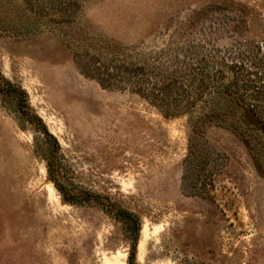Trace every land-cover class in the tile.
<instances>
[{
	"label": "rangeland",
	"instance_id": "1",
	"mask_svg": "<svg viewBox=\"0 0 264 264\" xmlns=\"http://www.w3.org/2000/svg\"><path fill=\"white\" fill-rule=\"evenodd\" d=\"M49 1L0 0V72L59 140L63 182L140 217L137 264H264L262 129L247 110L237 126L211 123V72L243 58L264 69V0H80L77 28L49 23L64 16ZM22 23L32 29L2 30ZM77 29L97 45L74 40ZM76 55L108 65L116 86L83 74ZM193 136L208 156L205 196L183 179ZM41 139L0 96V264H127L124 224L98 203L64 201Z\"/></svg>",
	"mask_w": 264,
	"mask_h": 264
},
{
	"label": "trees",
	"instance_id": "2",
	"mask_svg": "<svg viewBox=\"0 0 264 264\" xmlns=\"http://www.w3.org/2000/svg\"><path fill=\"white\" fill-rule=\"evenodd\" d=\"M28 2V0H25ZM80 0H50V8L56 9L58 14L64 15L62 19L50 18L48 21L54 25H69L72 28V25L75 26V10L80 11ZM30 11H33L31 8ZM35 12V11H33ZM48 15V14H40ZM9 25L2 28V30H13L16 34H22L26 31H30L32 28L27 24ZM77 28V26H75ZM78 30V29H77ZM78 36H74V40L80 42L85 41L88 45L92 44L97 45L91 38L84 34V31L81 32ZM68 36V34H66ZM66 37V36H65ZM68 41V40H67ZM69 43L71 44L70 40ZM95 43V44H94ZM109 46V45H107ZM105 46L101 45L100 50H103ZM108 54H101V56H107ZM113 55H115L113 53ZM112 56V54H111ZM77 59V66L79 70L88 77L95 79L100 85L104 88H114L115 80L117 77H120L119 74L112 73L109 71L108 65L97 66L95 62L85 63L80 60L79 55L75 56ZM244 58L240 61V64L231 63L227 64L230 72H211V95L217 98L219 103H213L211 107V123H214L218 126H237L238 123L235 116L237 113L242 111H249L253 113L257 121L260 124L262 129V134L264 136V69L262 72H252L246 68V63H244ZM92 62V61H91ZM259 66H264V58H260ZM111 67V65H110ZM104 68V69H103ZM113 68V67H112ZM103 69V70H102ZM125 73L129 77L134 75V71L130 68H125ZM228 73V74H227ZM173 76H165L164 82L165 87L171 86L170 84L177 80L176 73L173 72ZM167 88H165L166 90ZM137 93L142 94L146 98L150 94H146L141 89L136 91ZM164 93V91H163ZM167 95H170L169 91H166ZM153 95V94H151ZM0 96L8 101H11L12 105L15 106L16 112L19 114L20 118L32 125L40 132L42 139L39 143V152L42 158L46 162L47 175L48 178L53 182L56 189L61 193L64 201L74 203V204H84L95 202L98 203L102 208L110 214H113L115 218L120 220L125 227L127 236L130 243V250L128 255L127 264H137V248L140 239L141 232V219L140 217L121 206L118 202L111 200L109 196H104L100 193L87 190L85 188H72L67 186L63 182V177L65 174V157L61 150V145L57 137L49 130L46 123L42 117L34 110L32 107L29 95L26 89L10 79L0 72ZM156 99L157 97L154 96ZM163 114L168 117H173L172 110L164 109L162 110ZM235 123V124H234ZM249 139H254L252 135L248 136ZM203 142L201 139H197L196 136L191 138L190 150L188 155L185 158V173L183 179H186L191 182V191L193 194L205 196L208 192L206 187L197 186V181L206 177V164H207V155L202 156ZM255 153L257 156L263 160L264 159V142H259V146L255 143ZM194 163L197 164L195 172ZM192 173L190 174V172ZM188 184V182H187ZM210 184V183H209ZM212 175H211V187H212Z\"/></svg>",
	"mask_w": 264,
	"mask_h": 264
}]
</instances>
